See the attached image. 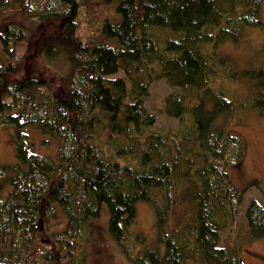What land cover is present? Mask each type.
Returning <instances> with one entry per match:
<instances>
[{
  "label": "trees",
  "instance_id": "16d2710c",
  "mask_svg": "<svg viewBox=\"0 0 264 264\" xmlns=\"http://www.w3.org/2000/svg\"><path fill=\"white\" fill-rule=\"evenodd\" d=\"M114 1L117 20L95 26L85 17L91 0H0V126L17 129V161L0 163V264H84L88 223L104 205L108 232L133 264H244L221 241L242 213L245 191L228 169L245 145L218 122L237 102L216 87L225 62L209 47L264 27V0ZM34 29L42 35L31 41ZM38 46L65 58L67 76L29 69ZM243 76L264 108V69ZM159 80L174 90L164 103L179 121L174 134L151 131L145 101ZM31 125L60 144L54 158L31 151L20 134ZM142 201L156 210L164 252L133 232ZM59 211L65 227L49 230ZM244 215L251 239H264V199Z\"/></svg>",
  "mask_w": 264,
  "mask_h": 264
},
{
  "label": "rangeland",
  "instance_id": "374dc122",
  "mask_svg": "<svg viewBox=\"0 0 264 264\" xmlns=\"http://www.w3.org/2000/svg\"><path fill=\"white\" fill-rule=\"evenodd\" d=\"M114 0L110 5L104 0H91L89 14L85 17L96 25L107 21L117 20L116 4ZM260 17L264 22V2L260 9ZM32 40L42 35L40 29L31 30ZM164 34V33H162ZM29 45H34L33 43ZM33 47V46H31ZM33 52V48L31 49ZM36 59L32 61L31 68L44 72L46 77L52 73L67 76L68 62L65 58L47 57L42 54V49L35 48ZM209 53L218 61L225 62L220 65L217 62L219 79L221 82L216 87L234 93L228 95L236 100L237 111L231 114H222L218 122L228 120L233 130L237 131L245 145V155L241 163L229 167L228 173L235 189L245 191V201L242 213L239 214L236 225L231 232L222 235L221 245L236 246L241 251L244 264H264V239L252 240L249 235L248 225L244 215L245 208L251 200L263 201L264 199V108L254 107L255 90L252 84L244 78V71H258L264 69V27H246L240 41L227 39L214 49L209 47ZM24 63V61H23ZM25 65V63H24ZM223 73V74H222ZM238 74V79H230V74ZM26 73L16 77H24ZM57 75H51L49 78ZM62 77V76H60ZM115 77H125L120 72ZM221 89V90H223ZM223 90V91H224ZM174 92L166 80H159L151 84L149 96L146 98L145 107L148 112L155 116L156 124L151 131L177 133L179 121L166 115L164 111L165 99ZM230 94V93H228ZM16 127L11 125L0 126V163L3 165L13 164L17 161ZM23 139L28 143L33 153L40 156L55 157L60 144L42 134L37 126H27L20 131ZM138 218L133 232L141 233L146 239V248L149 250L159 249L164 252V244L160 241L158 231V219L155 208L151 203L142 201L137 205ZM58 219L53 220L49 230H57L65 227L67 217L63 211L57 213ZM109 215L104 205L98 218H92L88 223L89 238L85 243L84 264H133L125 252L118 246L108 232ZM91 231V232H89ZM87 233V234H88ZM136 249V250H135ZM140 246L133 247L132 255H135Z\"/></svg>",
  "mask_w": 264,
  "mask_h": 264
}]
</instances>
